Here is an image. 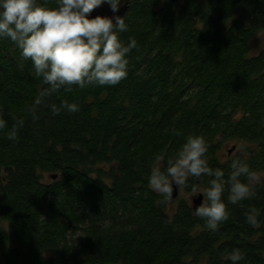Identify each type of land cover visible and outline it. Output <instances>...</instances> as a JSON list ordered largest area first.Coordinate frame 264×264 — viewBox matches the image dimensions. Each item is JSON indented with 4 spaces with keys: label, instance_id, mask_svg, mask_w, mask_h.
I'll list each match as a JSON object with an SVG mask.
<instances>
[{
    "label": "trees",
    "instance_id": "16d2710c",
    "mask_svg": "<svg viewBox=\"0 0 264 264\" xmlns=\"http://www.w3.org/2000/svg\"><path fill=\"white\" fill-rule=\"evenodd\" d=\"M123 19L119 38L136 41L125 78L43 98L31 60L0 38V264H231L233 249L237 264H264V45L251 46L264 0H130ZM61 101L79 110L53 115ZM188 135L204 137L208 166L225 178L233 159L260 177L235 204L225 184L215 231L183 200L169 214L147 184L156 157L165 165Z\"/></svg>",
    "mask_w": 264,
    "mask_h": 264
},
{
    "label": "clouds",
    "instance_id": "9594fccd",
    "mask_svg": "<svg viewBox=\"0 0 264 264\" xmlns=\"http://www.w3.org/2000/svg\"><path fill=\"white\" fill-rule=\"evenodd\" d=\"M102 3L109 6L112 17L86 16ZM123 3L124 0H56V6L49 7L38 0H0V38L13 41L21 56L31 60L35 73L48 85L40 93L42 98L73 84L80 88L115 85L127 76V54L136 46L134 39L125 44L119 38V33L127 31L123 16L115 15ZM48 107L53 115L79 110L77 103L68 101ZM6 123L0 118V129H4ZM7 137L16 139L15 125L8 129ZM206 151L203 136L188 135L175 157L168 159L165 165L162 166L161 157H156L147 184L168 201L172 198L173 185H185L187 178H199L202 174L213 177L206 188L193 187L189 199L201 194L202 200L193 210L194 215L204 219L207 227L215 231L217 224L227 217L221 199L225 184L228 185L227 199L235 204L252 194V184L260 177L250 171L246 162L233 159L231 171L225 178L222 169L208 166L204 158ZM241 176L246 177L247 182L242 181ZM256 215L255 210H250L246 222L255 225ZM226 258L231 264H237L243 253L233 249Z\"/></svg>",
    "mask_w": 264,
    "mask_h": 264
},
{
    "label": "rangeland",
    "instance_id": "374dc122",
    "mask_svg": "<svg viewBox=\"0 0 264 264\" xmlns=\"http://www.w3.org/2000/svg\"><path fill=\"white\" fill-rule=\"evenodd\" d=\"M262 45H264V32L262 33H258L256 34L252 39H251V46H252V50L256 51L258 50ZM232 144H234L235 146H239V142H234L229 141L226 145L223 146V148L221 149V151L219 152L222 156V158H225L227 156L226 150L227 148H229ZM50 179V174L48 173H42V181H48ZM197 189L202 190L204 189V187L201 184L197 185ZM191 195V190L187 191L183 188V186L181 185L177 196L175 197V199L171 202L168 201V213L171 214L175 211L177 203L180 200L185 201L186 203H188L189 205H191V201L189 199V196ZM75 237H78L79 234L78 232H76V234H74Z\"/></svg>",
    "mask_w": 264,
    "mask_h": 264
},
{
    "label": "water",
    "instance_id": "95a60500",
    "mask_svg": "<svg viewBox=\"0 0 264 264\" xmlns=\"http://www.w3.org/2000/svg\"><path fill=\"white\" fill-rule=\"evenodd\" d=\"M129 4H130V0H124V3L118 8L117 12L115 13V15H119V16H123L126 14L128 8H129ZM96 15H101V16H109L112 17L113 13L110 10L109 6L106 3H102L101 5L94 7L92 10H90L89 13L86 14L87 17L91 18L94 17ZM114 22V21H113ZM235 145H232L229 149H228V153H230L233 149H234ZM54 177V175H53ZM201 177V176H200ZM199 178H196V182L198 183ZM180 186H175L173 185V193H172V198L170 200H168L169 202L173 201L175 199V197L177 196L178 190H179ZM197 188V186H196ZM202 200V196L201 194L197 193L193 196L190 197V201H191V208L192 210L195 209V207L201 202Z\"/></svg>",
    "mask_w": 264,
    "mask_h": 264
}]
</instances>
